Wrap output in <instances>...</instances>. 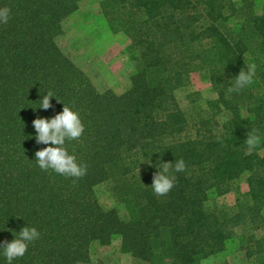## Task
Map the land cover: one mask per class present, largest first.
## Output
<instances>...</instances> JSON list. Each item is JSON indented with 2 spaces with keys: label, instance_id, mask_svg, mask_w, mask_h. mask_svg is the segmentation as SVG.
<instances>
[{
  "label": "trees",
  "instance_id": "obj_1",
  "mask_svg": "<svg viewBox=\"0 0 264 264\" xmlns=\"http://www.w3.org/2000/svg\"><path fill=\"white\" fill-rule=\"evenodd\" d=\"M82 1L0 0L9 12L0 23V241L26 223L41 234L13 264L87 263L93 245L114 238L133 264H207L230 247L264 264V3L98 0L108 28L129 39V87L117 94L98 88L58 44ZM252 62L254 83L229 93L230 79ZM193 72L214 98L185 92ZM45 90L56 95L47 110L37 106ZM63 102L85 125L69 145L86 165L79 178L35 161L47 145L37 144L33 121L61 112ZM253 131L259 142L246 155ZM181 158L186 170L157 196V167ZM99 184L113 207L100 204ZM233 191L234 205L208 204Z\"/></svg>",
  "mask_w": 264,
  "mask_h": 264
},
{
  "label": "rangeland",
  "instance_id": "obj_2",
  "mask_svg": "<svg viewBox=\"0 0 264 264\" xmlns=\"http://www.w3.org/2000/svg\"><path fill=\"white\" fill-rule=\"evenodd\" d=\"M257 10L264 0H254ZM62 50L81 68L86 70L100 89L111 88L120 94L129 87L131 64L128 61L126 47L129 44L127 36L121 32L111 31L103 18L98 0H83L77 11L65 19L63 33L58 38ZM186 90L199 91L202 102L215 97L208 81L198 72L191 74L190 85ZM184 92L178 94L181 104ZM240 190L246 192L245 181H240ZM96 196L105 208L115 205L112 195L104 184L95 187ZM235 193L229 192L219 197H209L208 204L218 203L234 205ZM225 260L235 264H254L252 258H247L242 251L233 247L211 257L207 264H222ZM82 264H133L129 254L119 250V238H114L108 245L95 244L91 247L90 261Z\"/></svg>",
  "mask_w": 264,
  "mask_h": 264
},
{
  "label": "clouds",
  "instance_id": "obj_3",
  "mask_svg": "<svg viewBox=\"0 0 264 264\" xmlns=\"http://www.w3.org/2000/svg\"><path fill=\"white\" fill-rule=\"evenodd\" d=\"M8 20L9 12L0 11V23L6 24ZM256 74V63H249L246 70L242 68L234 79H230L231 86L227 91L239 93L254 83ZM45 92L46 94L42 96L37 105L43 110L49 109L52 106L50 98L56 97L52 92L47 90ZM33 126L37 144L47 145L35 152V161L39 169L51 170L65 177L79 178L85 175L86 165L79 161L73 152L69 151L70 143L78 141L85 130L80 110L75 104L65 105L64 103L61 112L51 118L38 117L33 121ZM258 142L257 133L255 131L249 132L246 138L248 150L245 154L250 155ZM185 170L186 163L182 158L176 160L175 163L163 161L157 167L153 177L151 184L153 192L157 196L167 195L175 185V174ZM2 229L4 228H0V230ZM13 235L14 239L11 241H0V258H2L0 264H13L14 260L23 257L28 251L29 245L38 240L41 234L36 227L26 223V226L20 231H14Z\"/></svg>",
  "mask_w": 264,
  "mask_h": 264
}]
</instances>
